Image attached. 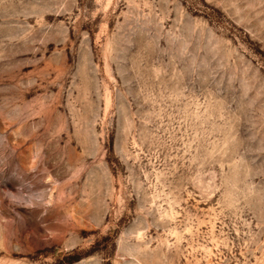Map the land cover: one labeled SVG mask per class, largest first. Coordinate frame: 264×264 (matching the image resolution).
I'll return each mask as SVG.
<instances>
[{
  "label": "rangeland",
  "instance_id": "rangeland-1",
  "mask_svg": "<svg viewBox=\"0 0 264 264\" xmlns=\"http://www.w3.org/2000/svg\"><path fill=\"white\" fill-rule=\"evenodd\" d=\"M0 264H264V0H0Z\"/></svg>",
  "mask_w": 264,
  "mask_h": 264
}]
</instances>
